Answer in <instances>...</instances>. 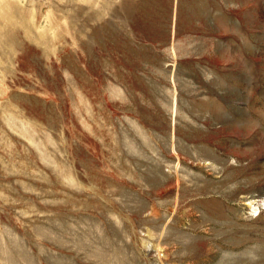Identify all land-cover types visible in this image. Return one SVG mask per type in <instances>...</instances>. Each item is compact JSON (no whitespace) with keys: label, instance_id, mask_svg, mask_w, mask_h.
Listing matches in <instances>:
<instances>
[{"label":"rangeland","instance_id":"rangeland-1","mask_svg":"<svg viewBox=\"0 0 264 264\" xmlns=\"http://www.w3.org/2000/svg\"><path fill=\"white\" fill-rule=\"evenodd\" d=\"M0 264H264V0H0Z\"/></svg>","mask_w":264,"mask_h":264}]
</instances>
